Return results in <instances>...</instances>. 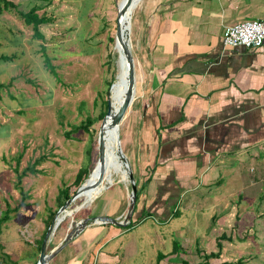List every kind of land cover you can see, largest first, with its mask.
Masks as SVG:
<instances>
[{"label":"crops","instance_id":"obj_1","mask_svg":"<svg viewBox=\"0 0 264 264\" xmlns=\"http://www.w3.org/2000/svg\"><path fill=\"white\" fill-rule=\"evenodd\" d=\"M138 9V95L126 118L138 223L90 225L68 244L71 260L56 264H123L124 238L149 219L168 227L156 234L168 244L157 264H264V46L223 44L226 27L264 21V0H144ZM246 165L261 174L242 180ZM119 183L101 192L93 217L124 219L131 184Z\"/></svg>","mask_w":264,"mask_h":264},{"label":"rangeland","instance_id":"obj_2","mask_svg":"<svg viewBox=\"0 0 264 264\" xmlns=\"http://www.w3.org/2000/svg\"><path fill=\"white\" fill-rule=\"evenodd\" d=\"M11 1L17 9L0 14V260L3 264H37L38 242L46 232L47 221L52 212L63 207L59 209L58 205L60 191L68 189L71 196L77 193L81 169L90 172L82 185L86 183L88 188L92 184V177L88 178L98 162V137L105 118L100 117L108 112L110 85L119 74L120 57L112 39L116 37L121 0ZM3 4L0 2V6ZM32 7L39 16L49 19L39 28L43 39L34 36L33 25L20 14ZM132 32L134 26L131 43L137 71ZM46 56L56 74L47 65ZM88 118L93 121L89 132L78 130ZM126 118L120 130L122 148L137 179L135 140L129 135L131 124ZM247 167H243L247 172L242 180L261 174ZM118 182L123 180L117 176L104 198L123 186ZM261 190L259 196L264 185ZM98 197L60 225L49 251L63 241L71 224L94 216L102 203L101 199L96 202ZM74 204L70 209L83 201ZM9 207L13 220L2 222ZM146 221L138 232L124 238L129 253L123 250V264H157L160 254L168 253L164 236L156 235L168 227ZM71 245L52 264L70 261Z\"/></svg>","mask_w":264,"mask_h":264},{"label":"water","instance_id":"obj_3","mask_svg":"<svg viewBox=\"0 0 264 264\" xmlns=\"http://www.w3.org/2000/svg\"><path fill=\"white\" fill-rule=\"evenodd\" d=\"M137 0H125L122 1V5L118 6V14H117V31H116V37H115V43L116 45L119 43L123 46V53L125 57V61L127 64V81L128 86L125 91L124 99L118 110L115 114H112V103L111 100H109V107L108 112L103 119L102 127L99 132L98 137V163L95 168L99 169L101 171V175L99 176L97 182L94 184L93 189L100 188L104 184V168L106 164V154H107V148H106V137H105V131L104 127L107 122L112 121L113 128L115 130V136H116V144H117V152L122 160V162L125 164L127 169H129V176L128 181L131 184V193H130V201H129V209L127 212V215L124 217V219H114L107 216H97V217H87L80 222L74 224H71L69 233L66 234L63 241L53 250L49 251V245L52 241V238L55 236L58 228L60 225L67 219L73 217L78 213L80 210H82L88 203H83L82 205L78 206L76 209L70 210L71 205L75 203V201L83 195V193L86 190L85 184L82 185L76 194H74L67 203L58 211L56 214L53 222L51 223L50 227L48 228L46 235L44 237L41 251H40V258L38 260L37 264H50L53 259H55L67 246L68 244L74 240L76 237H78L88 226L93 224H113L120 228L127 227L133 218L135 207L137 204L138 199V187L135 180V177L132 173L130 163L127 159V156L125 155L123 148H122V142H121V125L127 115L129 114V111L131 107L133 106V103L136 100V94H137V71H136V61L132 52V43H131V26L132 23H129L128 16L132 14L133 8L135 6ZM133 15V14H132ZM124 20V24L122 21ZM132 20V19H131ZM115 83L111 86V92L114 87ZM110 187L109 183H106L105 188ZM66 212L70 213L67 214ZM74 223V220H73Z\"/></svg>","mask_w":264,"mask_h":264},{"label":"bare ground","instance_id":"obj_4","mask_svg":"<svg viewBox=\"0 0 264 264\" xmlns=\"http://www.w3.org/2000/svg\"><path fill=\"white\" fill-rule=\"evenodd\" d=\"M122 1H125V0H121L120 5H122ZM142 1L144 0L136 1L133 11L139 6V4ZM133 11H132V14H133ZM128 21L129 23L131 21L130 14L128 16ZM122 23L124 24V20L122 21ZM117 50L119 53L120 62H119V74H118L117 80L114 82L115 85L111 92L112 114H115L118 108L120 107V105L122 104L123 102L122 94L124 91V95H125V91L128 86L127 64H126L124 53H123L124 51L123 46L119 43L117 44ZM104 131H105L106 148H107L106 164L104 168V178H105L104 184L100 188L93 189L94 184L97 182L99 176L101 175V171L95 168L92 174L90 175V177L88 178L89 180L92 177L91 186L87 188L86 183H85V187H86L85 192L75 202H77L78 200H81L83 201V203H86V202L91 203L98 195L101 194V192L103 191V188H105L106 183H109V185H112L114 183V178L117 176L120 177L123 181L128 180L129 169H127L125 164L122 162L117 152L116 136H115V130L113 128L112 121H109L107 122V124H105ZM70 210L72 209H69V211ZM66 213L70 214L68 212Z\"/></svg>","mask_w":264,"mask_h":264},{"label":"trees","instance_id":"obj_5","mask_svg":"<svg viewBox=\"0 0 264 264\" xmlns=\"http://www.w3.org/2000/svg\"><path fill=\"white\" fill-rule=\"evenodd\" d=\"M0 2L4 3L3 6H0V14H2L4 11H9L11 8H15L17 9V5H15L14 3L8 1V0H0ZM20 14L22 15V17L25 19V22L28 24V25H33V28H34V31H35V35L36 37L38 38H41L43 39L44 38V35L40 32V26L41 25H45V24H48L49 23V19L44 17V16H39L37 14V9L35 7H32L29 11H27L26 13L25 12H20ZM112 41L114 42V38L112 39ZM43 49L45 50V48L43 47ZM46 63L47 65L49 66V68L52 70V72H55V69L54 67L51 65V61H50V58H48L46 56ZM113 84V83H112ZM112 84L110 86H112ZM106 104H107V107H108V102L106 101ZM106 114H104V116L102 115L100 117V119L102 120L104 117H105ZM93 125V121L90 120L89 118L85 121V123H82L80 126L77 127L78 130H85V131H88L89 132V128ZM90 174L87 173L86 170L84 169H81L79 171V175L77 177V184L78 186H82V184L85 182V180L87 179V176ZM72 196L70 195L69 193V190L68 189H63L62 191H60V195H59V198H58V205H59V209L64 206L66 204V202L71 198ZM10 207L8 208V210L6 211V214L5 216L2 218V222H5V221H8L9 220V214H10ZM58 213V210L57 211H54L51 213L50 215V218L48 219L47 221V229H46V232L48 230V228L50 227L51 223L53 222L56 214ZM138 222H134V223H131L129 226L133 227L137 224ZM46 232L44 233V235L42 236V238L39 240V246H38V249L39 251H41V247H42V243H43V240H44V237L46 235Z\"/></svg>","mask_w":264,"mask_h":264},{"label":"built area","instance_id":"obj_6","mask_svg":"<svg viewBox=\"0 0 264 264\" xmlns=\"http://www.w3.org/2000/svg\"><path fill=\"white\" fill-rule=\"evenodd\" d=\"M226 47L258 49L264 46V21L245 20L228 26L223 31Z\"/></svg>","mask_w":264,"mask_h":264}]
</instances>
